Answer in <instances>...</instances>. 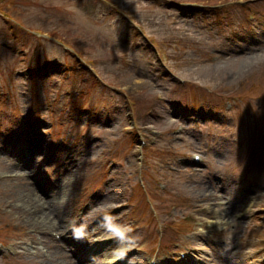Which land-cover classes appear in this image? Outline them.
<instances>
[{"label": "rangeland", "instance_id": "374dc122", "mask_svg": "<svg viewBox=\"0 0 264 264\" xmlns=\"http://www.w3.org/2000/svg\"><path fill=\"white\" fill-rule=\"evenodd\" d=\"M242 1L249 4L241 6ZM2 2L0 239H23L26 241L23 250L27 253L23 258L0 255V264H69L61 252L57 253V248L61 249L57 244L44 237L35 236L32 237L35 240H30L22 231L15 233L6 225L15 221L26 227L40 226L42 222L54 224L50 215L45 214L47 205L42 203V196L20 177L24 169L16 167L18 161L23 160L21 148L30 149L33 145V157L37 161H30L31 170L44 167L45 174L53 180L63 178L57 184L56 194L66 225L72 222L76 208L85 198L97 191L94 212L87 219L98 213H114L113 218H105L103 222L106 236L130 231L123 242L110 244L107 247L110 250L94 256L92 264L137 246L153 249L160 239L151 219L138 230L134 227L138 215L120 208L126 202H134L130 193L137 184V144L141 138V135L138 138L134 135V139L123 136V131L130 129L136 120L139 128L151 127L164 132L165 136L156 144L158 153L153 157L154 164L172 151L188 153L185 145L171 144L166 139L179 119L176 114L167 115L174 107L169 105L170 101L178 107L189 108L190 92H197L194 89L180 91L179 77L211 87L215 101L241 94L247 97L249 104L255 103L253 99L264 98V33L259 38L251 29L255 22H248L250 12L264 19V0H0V4ZM4 13L9 15L7 19ZM14 22L23 29H18ZM256 23L261 30L264 23ZM69 46L76 49H73L75 53L83 52L91 66L79 65V59ZM214 52L225 55L217 54L216 60ZM93 68L96 71L92 72ZM95 74L105 85L97 82ZM37 85L40 92L34 95ZM159 93L168 101L160 103ZM132 99L134 107L129 101ZM38 103L42 104L37 105L35 112H40L41 117L32 134L33 140L28 142L23 132L27 122L39 117L32 110ZM236 113L243 114L242 123L236 127L238 134L246 132L248 145L254 147L252 155L264 161V142L261 141L264 126L256 124L261 113L251 119L248 111ZM206 129L211 134L217 129L225 132V128L218 125L208 124ZM202 144L201 147L206 148L203 140ZM223 146L222 153H216L218 169L238 171L249 162L248 148L244 152L238 146L235 149ZM262 173L260 189L248 198L234 202L233 190L238 182L230 178H227L226 189L230 202L235 204L230 208L231 217L224 220H233L234 234L248 230L247 222L236 221L240 215L237 208L245 204L261 207L251 235L257 243L255 231L264 227V171ZM185 174L187 176V172ZM13 175L18 178L14 179ZM186 176L169 175L168 195L177 192L172 201H160L156 197L167 224L171 221L165 211L174 203L182 207L175 214L185 213V201L179 197H188L197 204L212 202L215 189L204 179L210 177ZM42 179L46 190L48 182ZM140 204L143 206L142 201ZM55 208V204L48 207L52 211ZM180 216L178 214V218ZM146 222L141 219L139 224ZM87 225L84 222L76 234H85ZM94 234L99 237L104 233L100 229ZM169 241L174 239L167 232L161 246H167ZM255 241H248V246L252 247ZM134 256L128 264H144L142 257Z\"/></svg>", "mask_w": 264, "mask_h": 264}, {"label": "bare ground", "instance_id": "6f19581e", "mask_svg": "<svg viewBox=\"0 0 264 264\" xmlns=\"http://www.w3.org/2000/svg\"><path fill=\"white\" fill-rule=\"evenodd\" d=\"M38 150H40V148L38 149ZM33 163H28V168H30V167H32V166H30V165H32ZM23 166V165H22ZM24 166H26V165H24ZM16 167L17 168H20L21 167V164H20V162L18 161V165H16ZM39 189L40 188H42V186L41 187H38ZM39 197V196H38ZM58 200L59 202H61L59 199H58V197H56L55 198V196L53 197V199L51 198V196H50V199L47 201V206H52L53 207V205H54V203H55V205H56V208H55V210H58V212L59 211H61V205H60V203L58 204L55 200ZM61 199V198H60ZM45 204V203H44ZM58 205V206H57ZM54 210V209H53ZM54 210V211H55ZM59 213H61V212H59ZM42 218V217H41ZM60 218H63V216H61ZM49 219V218H48ZM60 264H63L62 262H60Z\"/></svg>", "mask_w": 264, "mask_h": 264}]
</instances>
